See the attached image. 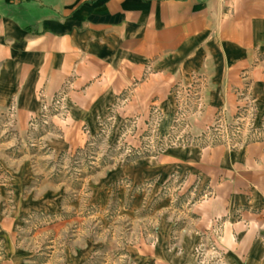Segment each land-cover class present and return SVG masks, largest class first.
<instances>
[{"label": "crops", "instance_id": "0c3cea01", "mask_svg": "<svg viewBox=\"0 0 264 264\" xmlns=\"http://www.w3.org/2000/svg\"><path fill=\"white\" fill-rule=\"evenodd\" d=\"M242 94L264 116V0H0V107L26 126L62 95L69 117L48 134L57 147L81 146L82 129L107 120L145 123L154 107L164 133L182 109L199 137L217 117L233 120ZM202 140L132 165L139 178L177 172L212 193L182 226L180 254L145 243L141 254L196 264L200 233L219 225L223 264H264V140Z\"/></svg>", "mask_w": 264, "mask_h": 264}, {"label": "rangeland", "instance_id": "374dc122", "mask_svg": "<svg viewBox=\"0 0 264 264\" xmlns=\"http://www.w3.org/2000/svg\"><path fill=\"white\" fill-rule=\"evenodd\" d=\"M69 114V106L54 104L23 126L13 107H0V264H150L143 243L167 259L180 254L182 226L212 195L209 187H187L177 172L142 179L144 170L131 167L204 138L179 112L164 133L154 107L145 123L130 119L114 128L107 120L93 134L84 127L81 146L57 147L48 136L58 133L53 119ZM253 119L236 130L235 119L228 121L216 141L263 138L264 116ZM217 230L200 233L196 264H223Z\"/></svg>", "mask_w": 264, "mask_h": 264}, {"label": "built area", "instance_id": "2783aa9c", "mask_svg": "<svg viewBox=\"0 0 264 264\" xmlns=\"http://www.w3.org/2000/svg\"><path fill=\"white\" fill-rule=\"evenodd\" d=\"M241 97H243V101H244V105H241L238 109V114L237 116L234 118L235 120V124L236 125L234 128L236 129H240V127L243 125L244 122H246L248 124V122H250L251 120L253 121L254 116H255V112L256 109L255 107L252 105V103L250 102V100L248 99V97L245 94H242ZM64 105V98L62 95H58L56 96L50 103H46L43 105L42 107V112H46L48 111L49 108H52L53 105ZM188 110V108H186V111ZM189 112V111H188ZM187 112V113H188ZM181 114V116H183V118L185 117L184 114L186 115L187 113L184 110H180L179 112ZM230 122V121H229ZM228 120L224 119L223 117H217V119L214 122V126L212 125L210 128H208V130L203 133L201 135V137H203L204 139L207 140V143L209 142L211 144H217V143H221V144H225L231 148L237 147L238 145H243L248 143L249 141H243V142H239L238 144L236 143L235 145L230 144L229 142L226 141H216L218 138H216V134L219 133V131L222 129H224V127L227 126V124L229 123ZM234 123V122H233ZM228 126H230L228 124ZM214 136V138H216L215 140H212L210 137ZM203 139V140H204ZM210 139V140H209ZM260 140H264L263 138H258L256 141H260ZM214 229H218L215 233L217 234V237L222 236L223 233V229H221V226H217Z\"/></svg>", "mask_w": 264, "mask_h": 264}]
</instances>
